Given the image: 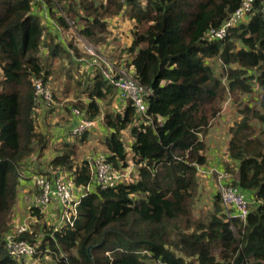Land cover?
<instances>
[{
    "label": "trees",
    "instance_id": "16d2710c",
    "mask_svg": "<svg viewBox=\"0 0 264 264\" xmlns=\"http://www.w3.org/2000/svg\"><path fill=\"white\" fill-rule=\"evenodd\" d=\"M240 5L241 0H0V264H22L10 256L5 240L23 181L60 174L82 186L92 179L89 159L77 162L78 147L69 141L57 146L50 170L36 164L51 140L37 121L47 104L35 103V81L48 84L51 73L44 58L64 52L85 57L74 44L75 32L62 42L57 28L48 27L54 21L67 32L72 25L90 44L102 45L111 35L109 21L122 14L135 25L116 65L133 69L146 92L149 118L132 101H119L121 108L104 113L102 105H114L119 93L101 70L83 82L88 101L79 99L73 107L89 120L103 117L107 161L122 172L135 165L137 176L87 193L73 227L33 225L20 238L40 244L38 251L49 253L54 264H264V0H255L248 21L224 40L206 35ZM212 59L222 62L221 75ZM254 83L261 90L259 108L239 109L242 118L228 146L234 166L225 171L255 205L246 222H231L217 194L213 211L198 216L199 174L210 163L206 137L224 104L241 105ZM88 133L73 136L84 141Z\"/></svg>",
    "mask_w": 264,
    "mask_h": 264
},
{
    "label": "rangeland",
    "instance_id": "374dc122",
    "mask_svg": "<svg viewBox=\"0 0 264 264\" xmlns=\"http://www.w3.org/2000/svg\"><path fill=\"white\" fill-rule=\"evenodd\" d=\"M49 15L45 12L42 13L43 23L47 27L49 26L48 17ZM51 24L54 27H48L50 31L56 30L58 31V38L60 41L65 42L64 40H70L74 37V44L79 49L82 55H85L84 58L79 59L74 56L71 58L67 55V52L61 54V57L55 59H48L46 56L45 62L48 69H50V75L47 78V82L53 90L54 99L52 105H47L39 116L37 117L39 131L53 135L55 140L52 141L51 146L48 148L47 152L44 156L37 159L36 164L39 167L50 170L49 162L56 155L57 145H59L62 140L61 135L64 132L70 131V129L75 126L73 124L74 117L72 115L73 103L77 102L79 99H83L84 101H88L87 96L83 95V90L86 85L83 84L84 81L88 80V78L95 76V74L101 70V68H97L98 65L93 66L95 61L104 60L110 63H118V58L121 53V49L130 45L133 37V27L135 25L134 21H131L126 14H122L120 17L112 19L109 21V29L111 31V35L108 38L107 42L102 45L90 44L80 35H78L75 31V28L71 25V29L67 32L60 29L58 25L52 21ZM59 29V30H58ZM66 44V43H64ZM72 51V50H71ZM44 54H47V50H44ZM72 54L74 52L72 51ZM126 58V56H124ZM123 61H125L123 59ZM48 62V63H47ZM97 63L101 64L100 61ZM210 65L214 68L217 75H221L223 72V64L218 59H212L210 61ZM2 80V73L0 71V81ZM82 83V84H79ZM253 92L248 96H242V104L233 103V101H227L224 104V109L220 115V117L216 120L213 127L211 128L206 140L208 142V159L213 164L215 163L216 167L219 169H223L224 173L228 175L231 179L234 178L232 173H227L225 170L228 167H233L234 163L229 158L228 155V146L229 141L231 139V129L233 126L240 121L242 116L239 113V109H241L242 105L244 107L245 104H250V107H258L261 98V90L257 84H253L252 86ZM117 106L121 108V103L118 102ZM116 104L112 106L102 105V110L104 113L115 112L117 111ZM240 107V108H239ZM70 108V112H69ZM105 128V127H104ZM71 129V130H72ZM96 133H88L87 138L84 141L81 138H77L71 135L68 132L67 140L69 142L75 143L78 147L77 149V162L82 161L83 159H90L94 155L99 153H104V148L101 145V141L104 140L105 134L104 129L97 130ZM107 133V132H106ZM123 139L127 148L132 144V137L129 131H126L123 134ZM59 140V142H57ZM130 161V160H129ZM211 163L207 167H204L200 170L199 178H200V196L198 199V205L196 214L199 216L200 214L206 215L207 213L213 211V202L215 195L218 194L219 186L217 182L216 174H208L211 176V179L208 178L206 173H203L202 170L207 169L211 166ZM25 169H22V173L24 174ZM222 171V170H221ZM126 174L125 181H133L137 175V168L135 165H132L130 171L123 172ZM124 174H122L124 176ZM255 204L252 203V207ZM15 220H19L23 217H28L30 212L26 208H22L20 204L17 206L15 211ZM29 213V214H28ZM32 225H40V227L45 225L43 229H47L48 227L54 225L55 220H57V216L55 215L53 219L48 215H44V219L33 215L31 217ZM35 226H32V229ZM22 264H54L53 258L49 253L42 254L39 252L37 257L24 259L21 261Z\"/></svg>",
    "mask_w": 264,
    "mask_h": 264
},
{
    "label": "built area",
    "instance_id": "2783aa9c",
    "mask_svg": "<svg viewBox=\"0 0 264 264\" xmlns=\"http://www.w3.org/2000/svg\"><path fill=\"white\" fill-rule=\"evenodd\" d=\"M255 0H241L240 7L230 16L219 28H210L207 32L209 40H224L231 28L237 27L248 21L254 11ZM264 19V10H263ZM98 61L101 64L97 63ZM94 62L98 65L106 81L114 86L119 93V98L124 104L132 101L137 113L142 117L147 116L146 92L140 82L134 77V71L125 65H116L104 60ZM53 102L51 87L44 83L42 79L35 81V103L39 107L42 103L48 106ZM76 119V125L71 130L72 135L82 136L86 132H92L100 128L103 117L97 120L85 118L79 109L72 110ZM149 118V117H148ZM92 171V179L88 185L74 186L72 178L66 175H58L53 178L48 176H34L33 189L35 190L33 210L28 217L13 221L11 231L6 236V247L10 256L16 261L36 257L40 251V244L32 245L28 241L21 239V235L32 230V211H37L40 215L50 213V217L56 215L57 220L53 221L55 230L64 226L73 227L78 218V205L82 197L87 193H92L96 189H111L127 182L126 174L116 170L107 161V155L99 153L89 160ZM130 171V170H129ZM128 172V171H127ZM124 174V176L122 175ZM209 174H216L218 182V195L227 218L232 222L239 219L247 221L250 214L252 202L239 188L231 185V179L222 171L211 170ZM125 178V179H123ZM233 227V224H232Z\"/></svg>",
    "mask_w": 264,
    "mask_h": 264
},
{
    "label": "crops",
    "instance_id": "0c3cea01",
    "mask_svg": "<svg viewBox=\"0 0 264 264\" xmlns=\"http://www.w3.org/2000/svg\"><path fill=\"white\" fill-rule=\"evenodd\" d=\"M48 21V20H47ZM119 101H121L120 100V98H119V96H117V98H116V100H115V103L114 104H116V106H117V103L119 102ZM74 117V116H73ZM74 122H73V124H72V126L75 124L76 125V119H75V117H74ZM72 129V128H71ZM71 129H70V131H71ZM102 129H104V134H105V136H106V132L108 131L106 128H104V127H102V126H100V128L99 129H97V130H102ZM97 130H94V131H92V133H96V132H98ZM70 131H68L69 133H70ZM68 132H64L62 135H61V137H62V140H60V142L62 143V142H65V141H68L67 140V135H68ZM109 132V131H108ZM50 137H51V140H50V145H49V147L51 146V144H52V141L53 140H55L56 138H54L53 137V135H50V134H48ZM57 142H59V140H57ZM71 143H73V142H71ZM58 146V145H57ZM47 152V151H46ZM45 152V153H46ZM45 153L43 154V156L45 155ZM211 163V162H210ZM216 164L215 163H211V166H209L207 169H204V170H202V172L203 173H206L207 175L209 174V171H211V170H216V171H221L222 170V172L224 171L223 169H219V168H217L216 166H215ZM212 176V175H211ZM211 176H209L208 175V178H210L211 179ZM34 195H35V190L33 189V183H31L30 182V179H28V181H23L22 182V185H21V193H20V200H19V204H20V206L22 207V208H26L27 210H29V212L32 210V208H33V202H34ZM29 214V213H28ZM46 215H48L49 217H50V213H47ZM23 218H25V217H23ZM52 219V218H51Z\"/></svg>",
    "mask_w": 264,
    "mask_h": 264
}]
</instances>
